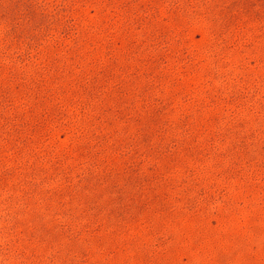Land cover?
Listing matches in <instances>:
<instances>
[{"label":"rangeland","instance_id":"rangeland-1","mask_svg":"<svg viewBox=\"0 0 264 264\" xmlns=\"http://www.w3.org/2000/svg\"><path fill=\"white\" fill-rule=\"evenodd\" d=\"M0 264H264V0H0Z\"/></svg>","mask_w":264,"mask_h":264}]
</instances>
